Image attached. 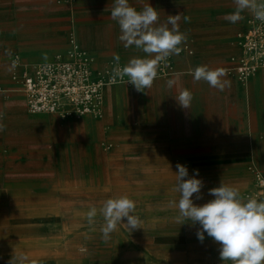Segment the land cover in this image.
Wrapping results in <instances>:
<instances>
[{
    "label": "crops",
    "instance_id": "0c3cea01",
    "mask_svg": "<svg viewBox=\"0 0 264 264\" xmlns=\"http://www.w3.org/2000/svg\"><path fill=\"white\" fill-rule=\"evenodd\" d=\"M129 3L137 11L150 4L159 23L180 14L179 29L187 36L181 45L193 53L175 55V72L157 76L147 94L133 85L105 87L100 118L61 120L27 112L23 92L10 79L11 57L28 64L51 61L66 53L70 34L97 66L108 60L125 66L147 54L120 41L119 25L111 17L114 0H0V192L9 196L11 186L20 192L26 182H37L51 195L83 196L77 208L70 203L62 210L85 212L76 228L90 238H102L104 202L125 195L134 199L136 211L147 212V232L161 238L164 226L158 222L178 209L172 203L180 198L178 163L187 167V178L199 170L202 195L220 184L240 191L248 180L252 187L251 163L264 172V68L244 85L227 73L230 58L240 54L235 37L250 11L231 23L227 17L236 11L234 0ZM202 65L225 70L222 79L231 86L220 91L194 81L191 73ZM175 74H180L177 84L169 89L166 82ZM184 89L192 93L189 109L175 99Z\"/></svg>",
    "mask_w": 264,
    "mask_h": 264
},
{
    "label": "clouds",
    "instance_id": "9594fccd",
    "mask_svg": "<svg viewBox=\"0 0 264 264\" xmlns=\"http://www.w3.org/2000/svg\"><path fill=\"white\" fill-rule=\"evenodd\" d=\"M236 11L229 14L227 19L237 23L243 16L242 12L250 11L255 19L264 22V3L257 0H234ZM111 17L117 21L120 41L125 48L135 47L147 54L146 58H131L123 67L114 69V76L123 79L128 77L136 91L146 93L158 75V67L167 57L179 52V45L187 40L185 33L179 29L180 14L168 15L166 22L159 23V13L150 4L137 11L131 6L129 0H114ZM194 81H206L210 87L224 91L231 86L229 80L222 77L226 75L223 69H210L206 65L196 67L193 72ZM180 74L168 79L169 89L177 84ZM147 94V93H146ZM178 104L189 109L192 93L184 89L175 97ZM4 126L0 125V131ZM176 191L180 198L172 202L179 211L175 218L180 225L190 221L191 225L199 223L198 239L203 242L205 233L220 245L219 255L221 261H230L231 264H264V201L255 198L243 200L238 189L220 184L219 187L209 189L208 194L214 199L197 205L193 201L203 198L201 189L203 181L197 179L199 170H194L190 178L186 166L177 164ZM187 178V179H186ZM136 203L128 196L111 198L104 202L100 209L104 217V226L101 228L102 239L107 242L111 234L117 230L118 225H124L129 232L142 228V221L135 215ZM96 209L88 213L89 222H93ZM126 219V223H123ZM19 264L27 259L25 256L16 258ZM9 264H16L11 259Z\"/></svg>",
    "mask_w": 264,
    "mask_h": 264
},
{
    "label": "rangeland",
    "instance_id": "374dc122",
    "mask_svg": "<svg viewBox=\"0 0 264 264\" xmlns=\"http://www.w3.org/2000/svg\"><path fill=\"white\" fill-rule=\"evenodd\" d=\"M248 187L246 180L239 191L243 200ZM23 188L18 192L11 186L9 196L0 192V264H9L11 259L19 264L16 258L20 256L27 257L23 264H231L221 261L220 245L207 233L203 242L198 239L199 223L176 222L178 209H171L158 222L164 226L161 238L147 232L148 214L139 210L135 215L142 221V228L129 232L119 225L116 235L105 242L76 228L85 212L62 210L70 203L77 208L83 196L51 195L48 187L37 182H26ZM202 196L196 200L194 195V203L201 205L214 199L208 193Z\"/></svg>",
    "mask_w": 264,
    "mask_h": 264
},
{
    "label": "built area",
    "instance_id": "2783aa9c",
    "mask_svg": "<svg viewBox=\"0 0 264 264\" xmlns=\"http://www.w3.org/2000/svg\"><path fill=\"white\" fill-rule=\"evenodd\" d=\"M257 3H264V0H257ZM235 38L240 54L230 58L233 66L227 69V73L244 85L264 68V22L255 19L250 12L244 28L236 33ZM68 43L64 55H57L48 62L28 64L22 63L17 55L11 57L10 79L19 85L30 114H49L61 120H78L86 115L100 118L104 88L117 84L130 87L132 84L127 82V76L113 78V70L123 67L120 61L108 60L97 66L95 59L79 46L73 34L69 35ZM178 47V53L160 63L157 76L166 77L175 72V55L193 53L186 44ZM247 170L253 182L252 187L244 192V200L263 201L264 172L253 163L247 166Z\"/></svg>",
    "mask_w": 264,
    "mask_h": 264
}]
</instances>
